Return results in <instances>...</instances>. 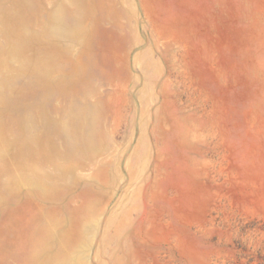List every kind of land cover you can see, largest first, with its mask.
I'll list each match as a JSON object with an SVG mask.
<instances>
[{
	"label": "rangeland",
	"instance_id": "obj_1",
	"mask_svg": "<svg viewBox=\"0 0 264 264\" xmlns=\"http://www.w3.org/2000/svg\"><path fill=\"white\" fill-rule=\"evenodd\" d=\"M0 264H264V0H0Z\"/></svg>",
	"mask_w": 264,
	"mask_h": 264
}]
</instances>
